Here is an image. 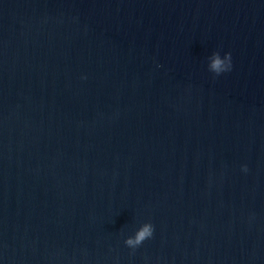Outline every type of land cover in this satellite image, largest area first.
Returning <instances> with one entry per match:
<instances>
[{
  "label": "water",
  "instance_id": "water-1",
  "mask_svg": "<svg viewBox=\"0 0 264 264\" xmlns=\"http://www.w3.org/2000/svg\"><path fill=\"white\" fill-rule=\"evenodd\" d=\"M0 264H264V0H0Z\"/></svg>",
  "mask_w": 264,
  "mask_h": 264
},
{
  "label": "clouds",
  "instance_id": "clouds-1",
  "mask_svg": "<svg viewBox=\"0 0 264 264\" xmlns=\"http://www.w3.org/2000/svg\"><path fill=\"white\" fill-rule=\"evenodd\" d=\"M232 68V55L226 53L224 58L221 59L219 52L214 53L212 62L209 66L210 71L220 75L224 72L231 71ZM247 170L245 166V171ZM154 233V225L150 222L144 223L143 226L136 232L135 236H130L126 239L125 243L127 246L136 248L140 246L146 239L152 237Z\"/></svg>",
  "mask_w": 264,
  "mask_h": 264
}]
</instances>
